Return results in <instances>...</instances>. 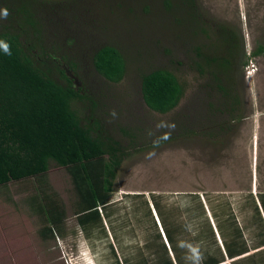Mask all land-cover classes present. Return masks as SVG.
<instances>
[{
    "label": "rangeland",
    "instance_id": "obj_1",
    "mask_svg": "<svg viewBox=\"0 0 264 264\" xmlns=\"http://www.w3.org/2000/svg\"><path fill=\"white\" fill-rule=\"evenodd\" d=\"M6 1L0 0V21L5 9L7 18L13 19ZM33 2L34 14L44 22L50 54L77 64L72 70L74 84H81L96 102L91 116L102 120L104 134L124 145L121 131L139 128L137 139L145 147L121 161L112 182L109 203L116 202L111 207L108 203V219L102 211L100 224L85 230L76 225V196L68 174L61 167H49L47 192L64 210L57 238L39 233V218L27 200L30 181L0 186V264H153L159 242L171 258L174 252L156 218L155 205L184 264H198L205 253L221 254L219 264H230L233 259L225 250L233 247L232 242L244 243L248 249L238 258L250 259H236L235 264H260L251 259L257 257L264 261L263 246L255 247L261 226L253 210L255 204L264 226L258 204L259 195L264 196V53L251 54L258 45L264 47V0H195L199 18L180 31L161 0ZM124 7L131 9L125 16ZM220 25L234 34L232 50L237 52L214 83L213 68L205 71L208 75L195 73L190 50L197 44H218ZM106 37L120 45L124 40L128 46L125 72L116 83L105 81L90 64L93 44ZM221 48L226 51L228 45ZM155 67L172 69L183 87L181 100L165 113L149 110L138 89L140 74ZM214 84L239 101V120L224 135L216 130L217 120L224 116L214 111L212 120L208 108L209 101L222 94ZM76 107L89 118L87 101L77 102ZM123 193L131 196L123 198Z\"/></svg>",
    "mask_w": 264,
    "mask_h": 264
},
{
    "label": "trees",
    "instance_id": "obj_2",
    "mask_svg": "<svg viewBox=\"0 0 264 264\" xmlns=\"http://www.w3.org/2000/svg\"><path fill=\"white\" fill-rule=\"evenodd\" d=\"M13 1H6L11 4L9 9L12 10L13 19L6 17L0 21V186L13 181H30L32 187L27 200L29 207L39 218V233L44 238L53 239L62 233L64 210L47 192L49 187L46 172L49 167H61L68 174L72 192L76 196V213L79 216L76 218V225L85 230L88 225L93 227L100 224L97 206L108 219L107 208L116 202L109 203L113 196L112 182L115 173L130 152L143 149L145 144L137 139L141 131L139 128L121 131L123 137H126L124 145L104 134L102 120L91 116L96 112V102L88 97L87 90L81 84H74L75 75L72 70L77 64L72 61L62 62L50 54L49 49L52 47L48 46L49 41L46 42L44 36V22L34 14L36 3L33 0ZM161 2L166 10L171 9V22L178 31L185 29L189 22L196 23L199 18L195 13V0ZM116 5L119 6L118 3ZM130 10L126 7L123 16L129 14ZM203 30L206 31L205 28ZM106 38L104 42L93 44L90 64L105 81L116 83L121 81L125 72L124 56L128 53V46L124 40L122 44L125 47ZM218 38L220 45L211 43L202 47L197 44L190 50L195 73L208 75L205 71L213 68L211 77L214 83L219 81L222 71L229 69L235 58L232 55L237 52L232 50L235 36L225 26H218ZM52 42L55 41L52 39ZM4 45L7 46V51ZM130 45L137 51L135 44ZM221 45H228L227 50L223 51ZM163 50L169 51L167 48ZM261 53H264L261 45L251 51V54ZM47 61H51V65ZM238 62L244 64L245 59ZM214 87L222 94L215 101H209L208 108L211 110L212 120L215 119L214 111L224 116L222 121L217 120L216 125V130L224 135L231 124L239 120V101L224 87L216 84ZM138 89L143 104L158 113L174 108L183 95V87L174 71L161 67L140 74ZM83 100L88 102L89 118L82 116L81 108L76 107V103ZM122 196L127 198L131 195L123 193ZM259 201L264 213L263 195H259ZM108 203L111 204L109 207ZM152 204H156L155 200ZM253 210L261 226V238L255 241V247L263 246L261 249L264 252V226L255 204ZM155 211L174 253L173 258L167 256L166 248L159 242L160 236L155 230L159 254L153 264H184L176 253L173 234L162 219L158 205H155ZM148 214L155 227L149 211ZM232 243L233 247L230 248L226 246L227 242L224 243L225 255L233 259L230 264H235V260L240 258L250 260L238 258L248 249L244 243ZM253 254L247 257H252ZM260 257H264V253ZM251 259L264 264L258 257ZM221 261V254L216 256L205 253L198 264H219ZM244 263L249 264L250 261Z\"/></svg>",
    "mask_w": 264,
    "mask_h": 264
},
{
    "label": "clouds",
    "instance_id": "obj_3",
    "mask_svg": "<svg viewBox=\"0 0 264 264\" xmlns=\"http://www.w3.org/2000/svg\"><path fill=\"white\" fill-rule=\"evenodd\" d=\"M7 15H8V12H7V10L5 9V10L3 11V16L6 18ZM4 48H5V50L7 51V46H6V45H4ZM247 56H249V54H247ZM253 71H254V69H251V72H253ZM97 209H98V212L101 213V210H100L99 206H97Z\"/></svg>",
    "mask_w": 264,
    "mask_h": 264
}]
</instances>
